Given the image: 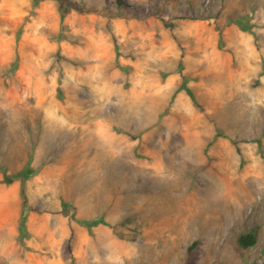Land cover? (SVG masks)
I'll return each instance as SVG.
<instances>
[{
  "label": "rangeland",
  "instance_id": "obj_1",
  "mask_svg": "<svg viewBox=\"0 0 264 264\" xmlns=\"http://www.w3.org/2000/svg\"><path fill=\"white\" fill-rule=\"evenodd\" d=\"M0 264H264V0H0Z\"/></svg>",
  "mask_w": 264,
  "mask_h": 264
},
{
  "label": "trees",
  "instance_id": "obj_2",
  "mask_svg": "<svg viewBox=\"0 0 264 264\" xmlns=\"http://www.w3.org/2000/svg\"><path fill=\"white\" fill-rule=\"evenodd\" d=\"M67 11H68V9L67 8H62L61 9V12H60V21H61V23L63 22V20H64V17H65V15H66V13H67ZM28 168H26L25 170H22L21 172H19V173H17V175L16 176H19L20 178H23L24 179V177H26L27 175H26V170H27ZM13 178L14 177H12V176H9V175H7V174H5V176H4V179H5V182L6 183H10V182H12L13 181ZM22 193H23V191H24V188H22ZM25 207L23 208L22 207V211H21V217H20V221H19V225H20V228H22L23 229V227H24V219H25ZM83 223H85V224H87V225H92L93 224V222H91V221H83ZM256 241H257V234H256V231L255 230H250L249 232H247V233H244V234H241L239 237H238V242H239V244L241 245V246H243V247H250V246H253L255 243H256Z\"/></svg>",
  "mask_w": 264,
  "mask_h": 264
}]
</instances>
